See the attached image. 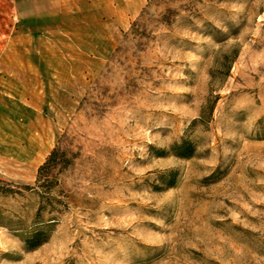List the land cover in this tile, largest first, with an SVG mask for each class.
<instances>
[{
  "label": "rangeland",
  "instance_id": "obj_1",
  "mask_svg": "<svg viewBox=\"0 0 264 264\" xmlns=\"http://www.w3.org/2000/svg\"><path fill=\"white\" fill-rule=\"evenodd\" d=\"M103 18L44 57L27 161L0 165V264H264V0Z\"/></svg>",
  "mask_w": 264,
  "mask_h": 264
},
{
  "label": "crops",
  "instance_id": "obj_2",
  "mask_svg": "<svg viewBox=\"0 0 264 264\" xmlns=\"http://www.w3.org/2000/svg\"><path fill=\"white\" fill-rule=\"evenodd\" d=\"M131 1L0 0V165L27 161L28 105L36 137L44 72L57 84V68L44 66V57H58L60 34H84L90 24H105L107 10H127Z\"/></svg>",
  "mask_w": 264,
  "mask_h": 264
},
{
  "label": "trees",
  "instance_id": "obj_3",
  "mask_svg": "<svg viewBox=\"0 0 264 264\" xmlns=\"http://www.w3.org/2000/svg\"><path fill=\"white\" fill-rule=\"evenodd\" d=\"M179 150L178 156L181 158H189L192 155V149L190 145L187 143H184L180 147L177 148ZM66 160V154L60 153L57 149H54L51 154L48 156L47 161L39 168V177H46L48 178L49 173L57 167V165L60 162H65ZM37 182H40V179L37 180ZM50 183V182H49ZM42 187H45V185H42ZM27 189H30L29 187H26ZM47 189L50 188L47 187ZM29 238L26 239L25 243L26 246L29 249L35 248L41 244L44 243V240L41 239V232L33 233Z\"/></svg>",
  "mask_w": 264,
  "mask_h": 264
}]
</instances>
